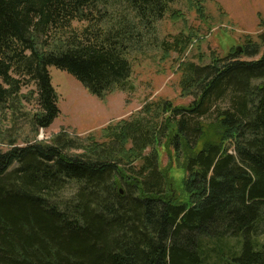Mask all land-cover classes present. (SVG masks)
Wrapping results in <instances>:
<instances>
[{
  "label": "trees",
  "instance_id": "obj_1",
  "mask_svg": "<svg viewBox=\"0 0 264 264\" xmlns=\"http://www.w3.org/2000/svg\"><path fill=\"white\" fill-rule=\"evenodd\" d=\"M174 1L0 0V107L33 83L30 123L47 128L60 111L50 66L99 97L124 88L131 48ZM189 39L162 45L182 52ZM179 67L188 105L146 103L101 142L61 134L0 149V264H264V49L247 39ZM158 145L182 155L178 188Z\"/></svg>",
  "mask_w": 264,
  "mask_h": 264
},
{
  "label": "rangeland",
  "instance_id": "obj_2",
  "mask_svg": "<svg viewBox=\"0 0 264 264\" xmlns=\"http://www.w3.org/2000/svg\"><path fill=\"white\" fill-rule=\"evenodd\" d=\"M195 1L175 0L161 19L142 29L140 42L128 55L132 71L124 88L115 87L99 97L67 72L50 66L60 111L45 129L36 130L30 123L37 107L34 84L22 87L21 93L27 95L26 99L20 100L12 110L7 106L0 107V149H8L12 140L19 145L34 140L52 143L53 138L61 134L70 139L78 138L79 144L85 143L89 135L101 142L103 129L108 124L139 116L146 103L170 100L174 105H188L193 97L182 93L181 63L206 64L214 56L223 57L232 47L245 43L247 39L259 42L264 49L260 38L264 35V0H200L204 18L197 14L193 6ZM121 9V5H114L109 11L118 18ZM85 24L73 23L76 27ZM178 34L190 37L188 46L182 52L166 51L162 44ZM156 148L160 167L167 169L178 188L182 183L178 168L182 155H176L163 145ZM69 151L79 153L83 150L75 147ZM260 226V238L263 239L264 224ZM225 242L237 245L234 238H227Z\"/></svg>",
  "mask_w": 264,
  "mask_h": 264
}]
</instances>
